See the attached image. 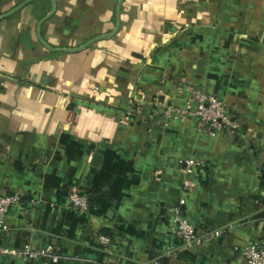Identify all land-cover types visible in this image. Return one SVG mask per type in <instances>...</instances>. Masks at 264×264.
<instances>
[{
  "label": "crops",
  "instance_id": "0c3cea01",
  "mask_svg": "<svg viewBox=\"0 0 264 264\" xmlns=\"http://www.w3.org/2000/svg\"><path fill=\"white\" fill-rule=\"evenodd\" d=\"M27 1L0 0V193L34 203L10 210L0 250L61 259L0 264H245L264 245V0H122L117 32L77 52L49 50L38 27L48 47L79 48L114 30L118 0ZM189 88L240 129L167 120ZM188 159L200 165L186 175ZM72 191L87 212L70 209ZM174 208L221 236L186 248Z\"/></svg>",
  "mask_w": 264,
  "mask_h": 264
},
{
  "label": "built area",
  "instance_id": "2783aa9c",
  "mask_svg": "<svg viewBox=\"0 0 264 264\" xmlns=\"http://www.w3.org/2000/svg\"><path fill=\"white\" fill-rule=\"evenodd\" d=\"M190 99L183 106L167 105L163 111L164 117L169 121H176L181 117H191L195 120L196 131L198 133L216 136L220 132L234 134L240 129L238 121L231 116L226 103L211 94H205L188 89ZM197 161L188 159L182 161L181 171L192 174L195 168L199 167ZM33 204L32 199H27L20 192L0 193V234L7 232L6 218L14 207ZM67 203L71 210L78 213H85L89 210V199L87 194L72 191L68 194ZM184 200L179 201L182 206ZM178 208L173 209L172 230L181 238L186 248L203 247L210 244L221 236V231L212 230L203 235L196 233L194 227L179 215ZM99 243L106 248L109 239L106 236H99ZM11 254L22 256L27 260H37L46 258L52 263L58 262L61 257L52 249L33 248L26 245L21 251L6 252L0 250V254ZM242 256L245 264H264V245L261 242H253L244 250ZM147 264H158L155 261Z\"/></svg>",
  "mask_w": 264,
  "mask_h": 264
},
{
  "label": "water",
  "instance_id": "95a60500",
  "mask_svg": "<svg viewBox=\"0 0 264 264\" xmlns=\"http://www.w3.org/2000/svg\"><path fill=\"white\" fill-rule=\"evenodd\" d=\"M29 1H30V0H28L27 2H29ZM27 2H26V3H27ZM26 3H25V4H26ZM121 3H122V0H118L117 9H116V18H117V19H116V25H115L114 30H113L111 33H109V34L102 35V36H100V37H97V38H95V39H93V40L87 42L86 44H84L83 46H81V47H79V48H75V49H52V48L48 47V46L45 44V42L41 39V37H40V35H39V27H38V29H37L38 40L40 41V43H41L42 45H44L46 48H48L49 50H52V51H63V52H77V51H80V50L84 49L85 47L91 45L92 43H94V42H96V41H98V40H100V39L108 38V37L114 35V34L117 32V30H118V28H119V14H120V6H121ZM22 6H23V5H21L20 7H22ZM53 11H54V8H53L52 11L47 15L46 18L50 17L51 14L53 13Z\"/></svg>",
  "mask_w": 264,
  "mask_h": 264
}]
</instances>
